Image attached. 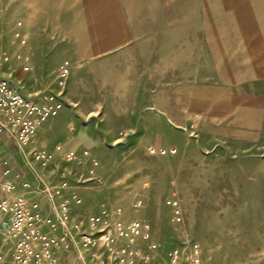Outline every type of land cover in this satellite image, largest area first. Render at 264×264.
<instances>
[{
    "label": "rangeland",
    "instance_id": "374dc122",
    "mask_svg": "<svg viewBox=\"0 0 264 264\" xmlns=\"http://www.w3.org/2000/svg\"><path fill=\"white\" fill-rule=\"evenodd\" d=\"M103 1L0 0V80L53 106L25 180L139 221L118 264H264V0Z\"/></svg>",
    "mask_w": 264,
    "mask_h": 264
},
{
    "label": "built area",
    "instance_id": "2783aa9c",
    "mask_svg": "<svg viewBox=\"0 0 264 264\" xmlns=\"http://www.w3.org/2000/svg\"><path fill=\"white\" fill-rule=\"evenodd\" d=\"M67 64L61 67L62 74L69 71ZM45 98L24 95L8 81L0 80V133L5 132L21 150V142L52 114L53 106L44 102ZM20 184L19 190L17 182L0 172V215L8 219L12 264H118L111 255L138 254L127 247V238L149 240L150 234L139 221L128 225L116 222L112 233L108 218L102 214L88 217L87 231L82 221L73 220L68 202L56 199L53 188L40 189L23 179ZM140 256L139 264H157L151 253Z\"/></svg>",
    "mask_w": 264,
    "mask_h": 264
},
{
    "label": "crops",
    "instance_id": "0c3cea01",
    "mask_svg": "<svg viewBox=\"0 0 264 264\" xmlns=\"http://www.w3.org/2000/svg\"><path fill=\"white\" fill-rule=\"evenodd\" d=\"M27 3H92L94 0H24ZM105 3L121 2V0H105ZM20 147L8 135L0 133V172L5 173L6 178L17 182V188L21 189L20 181L26 178V166Z\"/></svg>",
    "mask_w": 264,
    "mask_h": 264
}]
</instances>
